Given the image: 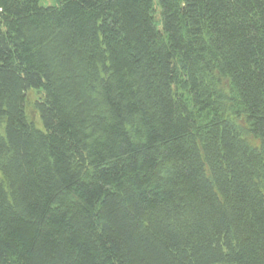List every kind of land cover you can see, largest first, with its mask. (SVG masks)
Masks as SVG:
<instances>
[{
  "label": "trees",
  "instance_id": "16d2710c",
  "mask_svg": "<svg viewBox=\"0 0 264 264\" xmlns=\"http://www.w3.org/2000/svg\"><path fill=\"white\" fill-rule=\"evenodd\" d=\"M39 1L0 0V264H264V0Z\"/></svg>",
  "mask_w": 264,
  "mask_h": 264
},
{
  "label": "rangeland",
  "instance_id": "374dc122",
  "mask_svg": "<svg viewBox=\"0 0 264 264\" xmlns=\"http://www.w3.org/2000/svg\"><path fill=\"white\" fill-rule=\"evenodd\" d=\"M57 0H40L39 4L41 6H51L55 5ZM41 93L37 92L35 90H29L27 92V100H26V105H25V111L28 115V117L34 122V125L36 128L40 129L41 128V123L39 120L38 112L34 108V101L41 98Z\"/></svg>",
  "mask_w": 264,
  "mask_h": 264
}]
</instances>
